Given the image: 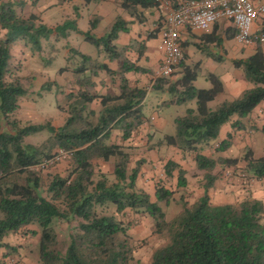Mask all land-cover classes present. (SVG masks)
<instances>
[{
    "label": "trees",
    "instance_id": "1",
    "mask_svg": "<svg viewBox=\"0 0 264 264\" xmlns=\"http://www.w3.org/2000/svg\"><path fill=\"white\" fill-rule=\"evenodd\" d=\"M157 1L120 0V5L130 16L142 20L143 11L158 7ZM26 2L0 0V30L6 32L0 37V247L9 248L3 242L8 234L37 224L41 264H142L135 261L130 225L114 213L106 212L115 208L118 215L132 210L153 220L154 233L165 240V245L154 252L150 264H264L263 201L247 199L240 204L222 205L211 202L210 190L217 180L213 173L216 167H236L240 160L214 159L201 153L218 140L220 129L233 116L245 118L264 102L262 48L258 47L256 53L245 60L234 61L236 67L243 70L251 88L239 98L224 102L215 111L209 108V103L224 92V84L217 75H209L212 88L197 89L193 84L199 67L184 66L183 77L172 84L174 89L168 87L173 94L181 87L185 92L177 97L178 103L196 100L197 109H189L185 116L176 118V136H165L161 145L177 148L183 154H195L197 168L205 172L203 195L192 205L185 203L181 212L168 220L160 203L170 204L174 191L158 185L153 200L137 187L141 162L129 174L130 154L121 145L107 142L116 129L123 132L124 140L130 139L144 123L142 103L147 93L130 87L125 74L145 73L146 69L124 59L126 48L120 49L114 44L121 32H128L122 18L102 38L92 34L100 18L92 22L90 31L81 33L96 47L103 45L110 62L123 58L119 94L96 91L93 79L100 71L111 76L118 73L107 63L95 62L81 54L82 62L74 70L79 89L67 95L70 106L65 125L58 129L51 124L19 126L15 116L27 90L13 72L11 48L17 42H24L26 46L41 50L42 39L48 40L54 33L67 38L68 30L78 31L76 22L72 21L51 29L39 22L35 14L24 18L18 10L23 9ZM211 42L219 44L220 39L213 37ZM164 86V80L159 79L154 90ZM97 102L101 107L98 113L93 107ZM94 117H97L96 122ZM233 127L242 130L243 124L237 122ZM45 130L51 133L46 145L24 144L26 137ZM232 139L233 135L229 134L217 151H227ZM57 148L70 153L73 169L66 177L54 176L48 189L52 197L48 199L41 193L40 177L30 168L51 159ZM112 159H116V181L110 182L105 176L96 180L94 161ZM242 160L251 178L264 179V157L256 159L253 151H249ZM177 170L178 187H186L185 169L175 161H168L166 175L173 177ZM25 174L27 179L23 185L17 179ZM58 220L77 223L65 254L56 249L58 236L54 223ZM31 232L34 236L37 234Z\"/></svg>",
    "mask_w": 264,
    "mask_h": 264
},
{
    "label": "rangeland",
    "instance_id": "2",
    "mask_svg": "<svg viewBox=\"0 0 264 264\" xmlns=\"http://www.w3.org/2000/svg\"><path fill=\"white\" fill-rule=\"evenodd\" d=\"M23 9H19V13L24 18H29L35 14L39 18V22L47 25L51 29L64 24L66 21L76 22L78 31L68 30V37L64 38L57 34H52L50 39L41 40L42 49L25 45L24 42H17L12 48L13 54V72L15 77L26 87L27 95L20 101V110L15 116L20 127L29 125H47L51 124L55 128L65 125L68 118L69 103L67 95L71 91H78L75 85L76 74L74 70L81 64V54L89 56L95 62L103 63L107 59V55L103 45L98 48L88 42L81 33H87L92 29V22L98 18L97 28L92 30V34L97 38L106 36L117 21V17L125 15V10L120 3L113 0H26ZM198 35L204 32L194 31ZM0 37H2L0 33ZM116 45V41L114 42ZM222 55L224 54L221 65L210 69L207 65L208 53H214L215 48L202 45H191L189 54L191 56V64L194 69L198 63L202 62L201 70L197 69V81L194 87L197 89H210L212 83L209 79L210 74L217 75L224 84V92L213 102L209 103V108L213 111L226 102L235 100L228 88L227 76L238 78L240 74L244 76L243 70L237 68L234 61L247 59L256 53V50L238 46L235 41L222 40L220 43ZM217 48V47H216ZM228 53L226 57L224 52ZM264 53V48H263ZM218 54V53H217ZM237 58V59H236ZM180 69L168 78H159L164 80L166 89L171 86L175 80L173 77L179 74ZM220 72V73H219ZM238 75V76H237ZM226 80L227 83L224 81ZM244 81L246 79L244 78ZM249 85V84H248ZM117 87L106 94L117 95L119 90ZM147 97L142 103V110L145 123L149 127L158 129L155 135L135 131L131 140H124L122 132L113 131L108 139L110 144L121 145L130 154V164L128 167L129 174L141 162V173L137 180V187L146 191L150 197L155 200L156 187L158 185L168 190L174 191L175 195L170 204L161 202L167 219H173L184 208V204L192 205L204 193V176L205 172L197 168L195 162V154H183L180 150H174L173 153L156 152L157 149H166V145L162 146L165 136H176L177 129L174 123L176 117L184 116L189 108L197 109L196 100H189L183 105H173L165 107V103L177 100L184 95V90L180 89L176 94L169 91L154 90L148 87L146 90ZM94 109L98 113L101 110L99 103L94 104ZM97 121V117L93 118ZM140 127L138 128V130ZM232 146L224 152H218L217 149L220 141H214L201 153L207 157L218 159L219 157L239 159L236 167H228L219 165L214 170L217 180L213 189L210 190L211 202L216 205L222 204H240L247 199H257L264 203V179L256 180L245 171L246 163L242 160L249 151H253L256 159L264 157V122H254L248 125L244 124L240 132L232 133ZM51 138L48 130L32 134L24 139L25 145H33L42 147L46 145ZM177 149V148H176ZM60 148L55 149L54 155L60 153ZM58 163L42 170L31 169L41 179V193L44 197L51 199L48 189L54 178L59 175L66 177L73 169V161L69 152ZM182 153V154H181ZM183 155V158H181ZM174 159V160H172ZM181 161L182 168H185L187 174V186L178 187L179 171H175L173 177H168L165 173V166L168 161ZM116 159L109 162L103 160H95L96 180L101 176H105L110 182H115L114 175ZM177 163V162H176ZM27 175H20L17 181L20 184H26ZM61 206V203L58 202ZM114 213L119 220L128 223L131 227L129 231L132 235L131 243L134 250L135 261L142 264H150L154 252L165 245V240L158 237L154 233L153 220L141 213L127 210L124 214L118 215L115 208L106 211ZM36 227L40 230L37 224ZM54 228L58 236V245L56 249L65 254L71 243V236L76 233L77 223H67L65 221H55ZM35 241V240H34ZM17 264H41L39 243H31L28 247L26 257L20 255Z\"/></svg>",
    "mask_w": 264,
    "mask_h": 264
},
{
    "label": "crops",
    "instance_id": "3",
    "mask_svg": "<svg viewBox=\"0 0 264 264\" xmlns=\"http://www.w3.org/2000/svg\"><path fill=\"white\" fill-rule=\"evenodd\" d=\"M113 1L120 3V0ZM143 16L144 17L141 18L142 20H138L135 17L130 16L127 12H125V15L119 17L127 23L126 28L128 29V32H121L119 34V37L116 40V46L120 49L126 48V51L124 52V59H127L132 63H136L138 66L146 69L145 73L129 72L125 74V77L129 81L130 87L146 90L148 87H152L154 89L155 85L158 84L159 78L156 77V72L160 68L165 58L164 52L160 51L158 46L160 44V31L163 29L166 11L161 9V7L151 8L148 10H144ZM0 33L1 35H4L6 32L0 30ZM231 34L234 35L235 31L232 29V25L226 21L215 25L211 30L204 32L201 36L189 28L182 29L181 45L184 58L181 65L178 67V69H180L179 74L173 77V80H175L174 82H177L183 77L184 66L191 68L193 67L191 64H188L190 61L192 62L191 56L189 54V47L192 44L196 46L198 45V47L202 45L210 47L212 45V47L216 49L214 53L212 51L208 53L207 65L210 69H213L214 66L215 68L218 66L216 65V63L221 65L224 54L222 55V53L220 52H223V50H221L220 48V44L212 43L211 40H213V37H216L220 39V42L225 39L228 41H235L234 37H229V35ZM258 47H261L263 50L264 42H261L259 44L253 43L247 46L246 48L257 50ZM224 53L226 57H228V53L226 51ZM123 61V58L122 60H116L115 62H110L108 59L103 61L104 63L108 64L110 69H112L114 72H117L118 74L111 76L105 71H100L99 75L93 79V81L97 84L96 91L98 93L106 94V89L110 92L114 86L117 87L116 90H120L121 85L119 73L121 71ZM201 64L202 62L198 63V70H201ZM224 77H227L226 80L228 81V83L226 80L224 81L228 84L227 86L230 89V92L233 93L232 95L236 97L235 99L239 98L245 90L251 88V85L248 82L244 81L245 77L241 74L240 76H238V78H233L227 76V74L224 72ZM75 85L77 87V81H75ZM169 89L172 90L174 88L171 85L169 86ZM169 89H166V87L164 86L161 91L170 92ZM180 89L182 88L178 87L177 91L179 92ZM116 94L118 95L119 91ZM185 103L187 102L178 103L177 99L175 101L172 100L170 102L165 103V107H171L176 104L183 105ZM189 109H191V107ZM260 121L264 122V102L260 104L249 116L245 118L233 116L229 123L222 126L219 132L218 140L216 141L223 142L227 139L229 134H232L235 131L240 132L237 127H233L234 123L239 122L243 125H248L250 123ZM114 131L122 132L117 129ZM136 131L141 132V135L147 132L149 134L155 135L156 132H158V129L149 127V125L145 123L144 120L143 125L140 126V129H137ZM129 140L131 139H128V141ZM216 145L219 146L218 143ZM174 150L177 151L178 149L168 146L165 150H159L156 148V152L173 153L175 152ZM181 158H183V155H181ZM176 162L182 165L181 161ZM31 231H36L37 234L34 236ZM34 240L38 243L40 242V230L36 227L30 226L28 228L21 229L20 231L8 234L4 238L3 242L4 244L8 245L9 248L0 247V264H17L20 258L16 257H18L19 255L21 257H26L28 247L31 243L34 244Z\"/></svg>",
    "mask_w": 264,
    "mask_h": 264
},
{
    "label": "built area",
    "instance_id": "4",
    "mask_svg": "<svg viewBox=\"0 0 264 264\" xmlns=\"http://www.w3.org/2000/svg\"><path fill=\"white\" fill-rule=\"evenodd\" d=\"M158 7L166 11L160 31L159 50L165 58L156 72L157 78H168L183 61L181 31L207 32L221 22H228L235 31V43L247 47L264 42V0H158ZM68 155L61 151L36 166L46 169Z\"/></svg>",
    "mask_w": 264,
    "mask_h": 264
}]
</instances>
